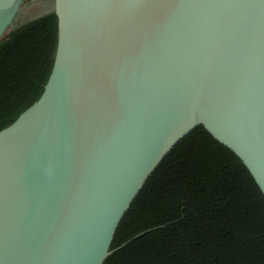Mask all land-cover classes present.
I'll use <instances>...</instances> for the list:
<instances>
[{
  "label": "water",
  "instance_id": "1",
  "mask_svg": "<svg viewBox=\"0 0 264 264\" xmlns=\"http://www.w3.org/2000/svg\"><path fill=\"white\" fill-rule=\"evenodd\" d=\"M0 0L52 11L40 97L0 129V264H103L148 179L203 127L264 197V0Z\"/></svg>",
  "mask_w": 264,
  "mask_h": 264
},
{
  "label": "trees",
  "instance_id": "2",
  "mask_svg": "<svg viewBox=\"0 0 264 264\" xmlns=\"http://www.w3.org/2000/svg\"><path fill=\"white\" fill-rule=\"evenodd\" d=\"M55 38L52 11L16 21L1 38L0 129L42 94ZM110 249L103 264H264V197L240 160L198 127L148 179Z\"/></svg>",
  "mask_w": 264,
  "mask_h": 264
},
{
  "label": "flooded vegetation",
  "instance_id": "3",
  "mask_svg": "<svg viewBox=\"0 0 264 264\" xmlns=\"http://www.w3.org/2000/svg\"><path fill=\"white\" fill-rule=\"evenodd\" d=\"M49 1V0H48ZM42 2H45L44 0H42Z\"/></svg>",
  "mask_w": 264,
  "mask_h": 264
}]
</instances>
